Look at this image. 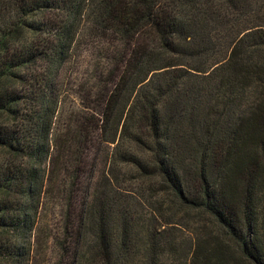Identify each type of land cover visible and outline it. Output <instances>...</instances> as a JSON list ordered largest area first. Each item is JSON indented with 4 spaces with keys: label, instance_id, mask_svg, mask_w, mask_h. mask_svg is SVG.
Returning <instances> with one entry per match:
<instances>
[{
    "label": "trees",
    "instance_id": "1",
    "mask_svg": "<svg viewBox=\"0 0 264 264\" xmlns=\"http://www.w3.org/2000/svg\"><path fill=\"white\" fill-rule=\"evenodd\" d=\"M60 178L66 264H264V0H0V264Z\"/></svg>",
    "mask_w": 264,
    "mask_h": 264
},
{
    "label": "rangeland",
    "instance_id": "2",
    "mask_svg": "<svg viewBox=\"0 0 264 264\" xmlns=\"http://www.w3.org/2000/svg\"><path fill=\"white\" fill-rule=\"evenodd\" d=\"M78 66L73 76L74 86L68 99V112L81 108L82 95L85 89L95 85L96 68L101 63V56L96 47L83 40L79 47ZM49 195L44 199L43 207L39 214V225L30 243L29 264H66L63 256L65 245L64 222L67 210V193L69 182L60 178L52 186ZM92 245H90V248Z\"/></svg>",
    "mask_w": 264,
    "mask_h": 264
}]
</instances>
